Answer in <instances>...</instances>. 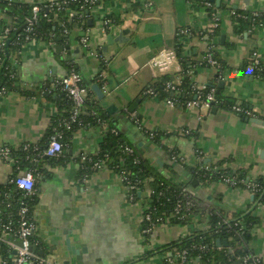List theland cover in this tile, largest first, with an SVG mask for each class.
I'll list each match as a JSON object with an SVG mask.
<instances>
[{
    "label": "crops",
    "instance_id": "crops-1",
    "mask_svg": "<svg viewBox=\"0 0 264 264\" xmlns=\"http://www.w3.org/2000/svg\"><path fill=\"white\" fill-rule=\"evenodd\" d=\"M204 1L100 0L88 13L87 27L75 24L63 36L52 34L49 42L35 39L15 52L10 62L17 71V81L0 100V148H10L13 156L0 161V186L10 187L11 196L19 193L10 180L29 172L27 166L33 164L21 157L22 147H47L54 120L71 111L58 81L75 71L87 89L86 101L108 114L161 174L176 184H187L197 197L222 212L226 221L250 213L262 220L251 229L248 245L264 262V204L241 188L200 184L190 170L198 163L224 162L233 174L245 171L252 181L264 179V126L223 109L212 113V109L171 107L166 99L146 94L161 76L181 82L179 60L165 73L153 68L150 61L162 49L175 50L178 31L189 29L179 40L183 54L203 61L214 46L211 50L225 65L218 80V70L205 67L198 70L194 82L198 86L213 84L218 92L224 81L222 95L249 107L255 118L264 121V75L260 74L264 73V25L238 35L232 18L236 11L264 15V0H211L220 18V35L211 45L200 37L212 28ZM111 16L118 23L104 31L102 19ZM4 21L0 15V51ZM123 31L127 34L122 42L108 44L109 35L118 37ZM84 36L89 38L87 48L81 43ZM58 39L61 42L57 43ZM55 45L63 50L57 51ZM254 53L260 56L261 71L250 62ZM93 85L102 89L103 100L98 99ZM133 105L136 107L130 111ZM110 106L116 107L111 114L106 110ZM87 113L88 105L84 109ZM107 129L99 124L84 126L73 133L58 159L43 158L33 164L40 170L34 175L40 255L55 264H173L167 246L208 231V216L197 215L190 225H158L148 241L142 234V201L129 200L121 176L105 167L86 181L79 178L80 157L97 154ZM184 130L190 134H182ZM148 132L161 133L165 139L157 143L146 135ZM169 150L178 152L179 162L172 160ZM150 194L148 185L140 197ZM67 240L79 255L70 251Z\"/></svg>",
    "mask_w": 264,
    "mask_h": 264
},
{
    "label": "trees",
    "instance_id": "trees-1",
    "mask_svg": "<svg viewBox=\"0 0 264 264\" xmlns=\"http://www.w3.org/2000/svg\"><path fill=\"white\" fill-rule=\"evenodd\" d=\"M208 2L212 4V7L208 9L209 17L214 12L217 15L214 3L211 0ZM0 11H5L4 26L9 25L8 21L11 22V27H8L10 31L6 38V43L1 47L0 51V89L5 87L8 91H11L14 83L17 81V71L10 60L12 55L15 52L18 53L24 46L25 37L27 35L24 32L27 26L26 18L31 15V6L28 3H21L19 1L10 4L8 0H0ZM71 11H81L83 17H70ZM89 11L90 6L85 4L83 0H76V2L70 3L63 10L52 11L44 8L40 20L34 26V33L29 34V36L33 40L43 38L45 41L49 42L53 39V37H51L52 34L63 36L64 31L68 30L69 33L75 24H82L84 27H87ZM232 18L234 21V32L238 35H243L248 32V30L254 31V29H257L260 25H264V15L256 17L253 13L248 11H236ZM110 19L114 24L118 23L115 17L111 16ZM218 23H220V18H218ZM219 35L220 28H214L212 22V30H207L202 39L205 40L208 45H211L213 40ZM181 38L182 36H177L178 44L174 47L181 67V84L177 87L181 90V93L176 96L174 91L167 88V83L175 81L174 78L169 75L159 77L151 88L159 97L163 99H175L177 100V106L185 108L186 103L195 100L197 95L194 89V79L189 75V72L193 71L196 75L199 69L211 66L208 64L206 58L203 61H195L185 56L183 54L182 45L180 44L181 42L179 41ZM211 54L219 65L218 80L225 70V65L214 50H211ZM250 62L253 63L252 57ZM260 74L263 77L264 73ZM212 88H215V85H207L204 94H207ZM64 97L66 98L65 95ZM215 98L216 101L213 108L235 112L240 117L248 119L243 113L235 111L234 107L238 106V104L226 99L221 92H216ZM86 105L89 106V113H83L78 122L72 123L70 129L59 126V121L63 118L69 119L72 112L69 111L65 116H57L54 120L53 131L49 136L50 140L51 136L60 134L62 136L61 140L63 145L67 146L73 133L84 126L98 124L108 126V129L105 130L103 134L97 154L86 156L87 158L85 160H83L84 156L79 159V178L81 181L89 179L98 171L94 167L95 164H99L102 168L107 167L116 172L123 178L129 200L131 202L142 201L144 209L142 214L145 217L147 215L150 217V220L147 221L145 219L142 222L143 229H148L152 225H190L193 221V217L197 215H207L210 226L208 231L196 232L191 236L180 239L167 246L169 252H172V258L176 257L177 252L187 251V262L184 264H237L235 260L238 256L251 253L248 245L250 231L255 225L261 224V219L254 217L250 213L245 215V217L226 221L222 217V212L209 206L206 201L197 196H192L188 192H183V189L188 188L187 184H176L154 168L143 156L138 146L132 144L124 137L117 126L113 124L109 115L98 108L97 104H89L86 101ZM239 107L249 109V107L245 105H239ZM146 135L157 143H161V141L165 139V136L158 132H148ZM193 135L194 133L192 136ZM169 153L172 160L179 162V159H177L178 152L176 150H169ZM22 155L21 157L25 158L24 152H22ZM54 159L49 160L54 161ZM33 164H28L26 170L37 175L40 170ZM190 170L193 179L197 180L200 184L207 186L221 183L231 186L226 183V180H229L235 183L231 186L232 188L249 190L259 203L264 204V179L252 181L246 177L245 171L233 174L230 169L224 167V162L210 164L198 163ZM245 181L250 182L252 185H256V189H248L244 184ZM148 185L151 188V196L141 199L140 195L145 191ZM10 193H12L10 187L0 186V231L3 229V226L9 225L10 223L11 229H15L18 226L21 219L20 210L23 206L28 207L30 216H34L36 209V190L33 195L27 197H24L22 193H17L12 196ZM177 205L180 206L178 211H176ZM240 221L243 224H241ZM152 233V231L144 233L143 236L149 241ZM219 239L228 240L230 248L217 247L216 243ZM31 240L33 250L37 254H40L42 245L36 233ZM1 248L3 260L9 259L13 252L4 244L1 245ZM231 249L234 250L235 255L230 251Z\"/></svg>",
    "mask_w": 264,
    "mask_h": 264
},
{
    "label": "built area",
    "instance_id": "built-area-1",
    "mask_svg": "<svg viewBox=\"0 0 264 264\" xmlns=\"http://www.w3.org/2000/svg\"><path fill=\"white\" fill-rule=\"evenodd\" d=\"M21 2V3H28L31 6V15L26 18L27 26L24 32L27 34L25 37V44L30 43L33 39L29 36V34H33L35 31L34 26L41 18L42 10L47 8L49 10H63L65 9L70 3L76 2V0H8L10 4L13 2ZM85 4L90 6V10L97 4L100 0H83ZM206 9L212 7L210 2L204 1L202 2ZM83 7V6H82ZM0 15L5 17V11H0ZM254 16L259 17L263 14L259 12L253 13ZM73 16H80L82 18L81 11H71L70 17ZM46 17V16H45ZM210 19L213 22L214 28H219L220 25L218 23V18L216 13H212L210 15ZM113 21L109 17H104L102 19V27L104 31L109 30L113 26ZM11 27L10 25L4 26L2 31V47L6 43V38ZM212 30V28H210ZM208 29V30H210ZM189 29H182L179 30L177 35L182 36V39L189 34ZM65 33H68V30H65ZM206 32H201L200 37L202 38ZM81 43L87 48L89 44V38L84 36L81 38ZM214 46H210L209 51L206 55V59L208 64L215 70H218V63L213 58L211 54V49ZM253 64L254 68H258L259 71L262 69V63L260 56L257 53H254L253 56ZM178 57L177 53L173 49H162L155 57H153L150 61V65L157 69L161 73H165L171 69V67L177 62ZM189 75L194 79L195 73L193 71L189 72ZM181 82H169L167 83V88L174 91L176 96L181 93V90L177 88ZM58 88L62 91V93L66 96L67 100L71 105V116L69 119L63 118L59 121V126L66 127L67 129L71 128L72 123H76L79 121V118L84 113V109L86 106V94L87 89L82 85V78L79 73L72 71L67 76L61 78L58 81ZM206 86H198L194 82V89L196 90V98L193 101H189L186 103L185 108L188 110L192 109H207L211 110L214 107V103L216 101L215 95L217 92L216 88H212L207 94H204ZM9 91L3 87L0 89V100L3 96H5ZM147 95L155 97L157 94L154 92L153 89H148L146 91ZM166 103L171 107L177 106V100L175 99H166ZM234 110L243 113L246 115L248 119L255 118V114L252 112L251 109H244L240 108L239 105L234 107ZM182 134L188 135L190 132L188 130L182 131ZM152 137V135H151ZM62 136L60 134H56L51 136L47 147L44 150H41L37 146H33L30 144H26L22 147V152L25 153L26 159L31 161L32 163L39 162L40 159L47 158V159H54L58 158L62 155L64 145L62 143ZM13 156V151L8 148H0V161L10 159ZM87 157L84 156L83 160ZM94 167L99 170L102 167L99 164H95ZM122 178V177H121ZM88 179H85V181ZM123 180V178H122ZM10 183L15 186V188L22 193L24 197L33 195L35 193V177L32 172H27L23 175L15 176L10 180ZM226 183L233 186L235 183L229 180H226ZM244 184L247 186L248 189H256V185H252L250 182L245 181ZM249 191V190H247ZM183 192H188L192 196H196V192H194L191 188L183 189ZM250 192V191H249ZM151 196V194H150ZM149 196V197H150ZM148 197V198H149ZM180 208L179 205L176 206V211ZM144 212V209H143ZM36 211L34 212V216L29 215V209L27 206H23L20 210V222L15 229H11V223L9 225L3 226L0 235V243L6 245L10 251L13 252L12 256L8 259H4L2 264H55L52 261L46 259L44 256L37 254L32 247V237L37 231V221H36ZM150 220V217L147 215L146 217L142 214V222L144 220ZM158 225H152L148 229H142V234L153 232L154 229ZM234 255V250H230ZM15 252V255H14ZM170 263L173 264H184L187 262V251L177 252L175 258H171ZM237 264H264L263 260L260 256L254 253H248L243 256H238L235 260Z\"/></svg>",
    "mask_w": 264,
    "mask_h": 264
},
{
    "label": "water",
    "instance_id": "water-1",
    "mask_svg": "<svg viewBox=\"0 0 264 264\" xmlns=\"http://www.w3.org/2000/svg\"><path fill=\"white\" fill-rule=\"evenodd\" d=\"M217 3H218V1H217ZM92 22H93L92 20H89V25H91ZM126 34H127V31H123L118 37H113L112 35H109L108 36V44L109 45H112V44L117 43V42H122L123 41V38H124V36H126ZM66 38H68V37H66ZM224 39H225V37L223 36L222 37V40H224ZM58 42H61V39H58L57 40V43ZM54 48L57 51H59V52L63 50V47L60 46V45H55ZM223 87H224V81H221V83L219 84L218 93L220 92V90L223 89ZM93 90L96 92L99 100H103L104 99L105 94L103 93L102 89L98 85H93ZM137 102H139V100H137ZM231 102H234V101H231ZM135 107H136V105H133V107L130 109V111L134 110ZM114 108L116 109V107L110 106L106 110H107L108 113L111 114L112 113V109H114ZM216 112H217V108H213L212 109V113H216ZM248 121H250L252 123H255L257 125H260V126H264V121H261V120H259L257 118H251V119H248ZM194 185H196V183H194ZM253 198H254V196L252 197V199ZM67 242H68V246H69L70 245L69 244V241L67 240ZM216 244H217V247H219V248H221V247L230 248V243L226 239L225 240H220L219 239V240H217V243ZM69 249H70V251L73 254L79 255V251H77L76 249H74V247L69 246ZM14 255H15V252H14Z\"/></svg>",
    "mask_w": 264,
    "mask_h": 264
}]
</instances>
